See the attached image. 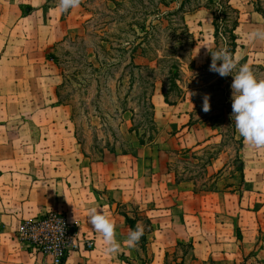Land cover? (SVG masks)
Returning a JSON list of instances; mask_svg holds the SVG:
<instances>
[{
	"label": "crops",
	"instance_id": "0c3cea01",
	"mask_svg": "<svg viewBox=\"0 0 264 264\" xmlns=\"http://www.w3.org/2000/svg\"><path fill=\"white\" fill-rule=\"evenodd\" d=\"M235 1V55L240 64L264 67V41L245 38L264 26V9ZM56 9L49 0H0V264H53L16 234L23 220L49 211L65 213L79 237L95 243L63 264H264V149L243 140L242 170L230 177L224 153L213 159L209 176L223 171L214 178L217 188L179 182L172 155L218 145L221 136L195 122L189 100L169 104L161 92L155 118L161 134L171 136L155 145L136 143L135 154L109 152L93 161L77 140L71 106L59 100L63 77L49 59L54 46L82 33L88 13L82 4L67 16ZM92 207L104 208L114 222L117 254L105 252L89 224ZM137 223L144 235L128 247Z\"/></svg>",
	"mask_w": 264,
	"mask_h": 264
},
{
	"label": "rangeland",
	"instance_id": "374dc122",
	"mask_svg": "<svg viewBox=\"0 0 264 264\" xmlns=\"http://www.w3.org/2000/svg\"><path fill=\"white\" fill-rule=\"evenodd\" d=\"M116 1L122 4L117 5ZM162 1L82 0L88 13L82 33L68 35L50 51L63 77L58 89L60 102L71 106L77 140L93 161L102 160L113 149L116 153L135 154V144L141 145L139 137L146 141L153 137L146 145H155L171 136L161 134L162 127L155 116L152 124L148 97L153 94L150 100L155 106L165 85L166 89L170 87V68L181 63L183 74L178 84L182 92L173 90L171 101L179 102L177 95H183L192 104L195 122L206 123L221 140L218 145L187 148L180 158L172 155V168L179 182L194 180L198 189L217 188L214 180L221 179L223 171L209 176L208 165L213 155L224 153L229 177L241 169V136L231 119L233 77H221L209 70L212 58L207 46L212 39V50L216 44L214 17L205 7L207 0H193L185 6L191 9L188 13L201 9L185 16L196 39L193 48L185 35L181 15L171 14L182 0H176L171 8L163 6ZM252 1L260 10L264 9V0ZM49 3L57 6L58 0ZM238 3L236 0L235 5ZM144 24L149 34L141 28ZM133 59L141 69L131 65ZM252 67H256L252 69L255 75L264 79V70ZM205 94L211 97L208 112L202 110Z\"/></svg>",
	"mask_w": 264,
	"mask_h": 264
},
{
	"label": "clouds",
	"instance_id": "9594fccd",
	"mask_svg": "<svg viewBox=\"0 0 264 264\" xmlns=\"http://www.w3.org/2000/svg\"><path fill=\"white\" fill-rule=\"evenodd\" d=\"M82 0H58V13H68L80 7ZM249 41H264V26H257L247 32ZM207 46V45H206ZM212 57L209 70L221 77L232 76V113L231 119L235 123L238 134L245 145L255 149H264V79H259L252 70L251 64H240L239 55H234L227 46L213 51L207 46ZM210 94L203 97L202 110L211 109ZM88 222L92 229L103 238L106 253L115 255L120 251L121 243L116 238L114 222L109 218L104 208L89 209ZM144 235V227L137 223L134 230H130L125 243L128 247H135Z\"/></svg>",
	"mask_w": 264,
	"mask_h": 264
},
{
	"label": "trees",
	"instance_id": "16d2710c",
	"mask_svg": "<svg viewBox=\"0 0 264 264\" xmlns=\"http://www.w3.org/2000/svg\"><path fill=\"white\" fill-rule=\"evenodd\" d=\"M190 1H193V0H182L179 7H173V11L171 10L172 11L171 14L181 15V19H182L183 25H184L185 35L188 36V38L190 39V42H191L190 47L193 48L196 45V39H195V36L190 32L189 27L187 25V22L185 20L186 14L191 11V9L187 10V8L185 6H186L187 2H190ZM175 2H176V0H163L162 5L167 7V8H171V5H173ZM116 4L119 5L122 3L117 2ZM205 7L208 8L212 12L213 17H214L213 25L215 28L214 38H215L216 46L213 49V51L217 50L220 47L227 46L229 48V50L235 55L237 48L239 47L238 35H237L236 31H237V28H238L239 23H240V11L231 4V0H207ZM258 10H260V9L258 8ZM141 28L144 31H146V34H149V30L147 29L146 24H144ZM103 40H105V39H103ZM210 58H212L211 54H210ZM49 59L55 61V57L51 53H49ZM131 65L136 66L137 68L140 67L139 65H136V63L134 62V59L131 62ZM253 68H256V67H252V69ZM261 68L264 70V67H261ZM139 69H141V68H139ZM169 74H170V76H169L167 83L170 84L169 85L170 87H169V89H166V85H165V87L163 89V95H164L165 101L167 103L174 104L177 101L176 102L171 101L172 91L178 90L179 93L182 92V89L180 88V86L178 84V82L181 80L182 74H183L182 69H181V63H178V62L174 63L172 65V67L170 68ZM228 77H230V76H228ZM154 87H155V84H154V82H152L151 88H154ZM152 95H153L152 93H151V95H149L148 102H149V108L151 109L150 115L152 118L151 119L152 124L154 125L155 124L154 123V121H155L154 120L155 106L152 103V101L150 100ZM58 96H59L60 101L62 102V98L60 96L59 90H58ZM177 96L179 97L180 100L184 99L183 95H181V97H180V95H177ZM63 103H64V101H63ZM134 130H136V129H130L131 132H135ZM235 131H236V128H235ZM137 135H139V133H137ZM236 136L237 135L235 133L234 137H235V140L237 141ZM139 140H140L141 145H146L148 143H151L154 139H153V137H150V140L146 141L145 139L139 137ZM238 142H240V144L242 146L243 138H240ZM111 152L116 153V151L114 149L111 150ZM123 153H127V152H123ZM217 157H218V154L213 155L211 157L209 164L212 162L213 159H215ZM240 170H242V168Z\"/></svg>",
	"mask_w": 264,
	"mask_h": 264
},
{
	"label": "built area",
	"instance_id": "2783aa9c",
	"mask_svg": "<svg viewBox=\"0 0 264 264\" xmlns=\"http://www.w3.org/2000/svg\"><path fill=\"white\" fill-rule=\"evenodd\" d=\"M16 234L32 251L50 257L53 264H63L71 252L91 250L95 244L92 239H81L75 224L60 211L23 220Z\"/></svg>",
	"mask_w": 264,
	"mask_h": 264
}]
</instances>
